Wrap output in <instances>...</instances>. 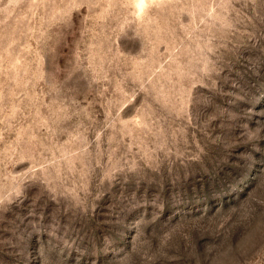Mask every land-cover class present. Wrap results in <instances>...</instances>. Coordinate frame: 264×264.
Instances as JSON below:
<instances>
[{
	"label": "rangeland",
	"instance_id": "obj_1",
	"mask_svg": "<svg viewBox=\"0 0 264 264\" xmlns=\"http://www.w3.org/2000/svg\"><path fill=\"white\" fill-rule=\"evenodd\" d=\"M0 264H264V0H0Z\"/></svg>",
	"mask_w": 264,
	"mask_h": 264
},
{
	"label": "clouds",
	"instance_id": "obj_2",
	"mask_svg": "<svg viewBox=\"0 0 264 264\" xmlns=\"http://www.w3.org/2000/svg\"><path fill=\"white\" fill-rule=\"evenodd\" d=\"M137 7H143V4L141 3V4H137Z\"/></svg>",
	"mask_w": 264,
	"mask_h": 264
}]
</instances>
